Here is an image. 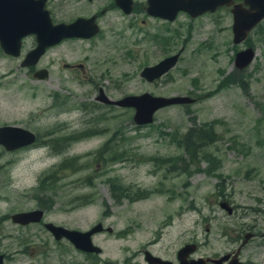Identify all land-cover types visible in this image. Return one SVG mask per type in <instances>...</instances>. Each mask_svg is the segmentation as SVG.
<instances>
[{
  "label": "rangeland",
  "instance_id": "1",
  "mask_svg": "<svg viewBox=\"0 0 264 264\" xmlns=\"http://www.w3.org/2000/svg\"><path fill=\"white\" fill-rule=\"evenodd\" d=\"M84 5L47 0L46 8L52 20L68 21ZM212 17L182 14L169 25L171 54L182 48L181 57L154 83L139 72L162 53L155 40H135L129 32L48 48L36 66L47 69L44 79L20 66L36 44L33 35L19 57L0 49V126L19 125L37 136L13 151L0 145V239L22 238L28 247L11 264H146L141 250L174 259L186 243L197 245L195 257L235 253L241 262L264 264V20L234 44L230 18ZM246 46L255 56L239 70L235 53ZM61 62L85 64L111 99L149 92L195 101L162 108L151 124L137 126L133 109L97 102L98 86L79 82L83 74ZM194 128L213 136L190 151L184 135ZM110 180L147 193L116 201ZM36 208L45 211L44 221L70 229L111 227L92 236L102 252L83 254L67 242L59 247L42 225L23 228L6 219ZM250 231L257 235L243 243Z\"/></svg>",
  "mask_w": 264,
  "mask_h": 264
},
{
  "label": "water",
  "instance_id": "2",
  "mask_svg": "<svg viewBox=\"0 0 264 264\" xmlns=\"http://www.w3.org/2000/svg\"><path fill=\"white\" fill-rule=\"evenodd\" d=\"M154 4V0H149ZM167 5L156 4L160 11L157 16L173 20L179 11H184L191 17H196L203 12L213 11L218 6L228 4L231 0H166ZM248 9L242 6H235L233 13L232 42L240 44L246 40L249 31L264 18V0H244ZM166 11V13H164ZM97 30L93 18H78L70 23L54 24L48 9L45 7V0H0V48L6 55L17 57L20 55L22 39L27 35H34L35 46L29 50L23 61L22 67L35 65L39 58L45 53L46 48L53 46L64 38L90 37ZM179 53L165 57L154 65L146 66L141 70L140 75L147 81L161 77L169 69L173 68L178 61ZM255 50L253 47H245L235 53L234 65L237 69L246 68L254 59ZM48 74L46 69L34 72L37 79H44ZM97 100L108 105L133 109V122L137 126L148 125L154 121L155 113L171 105L189 104L195 101L194 98L186 95L163 96L153 95L149 92L140 94H128L119 99H111L102 90ZM36 134L22 126L6 124L0 126V145L6 151L17 150L30 146L36 141ZM220 206L228 214L232 212L227 202H221ZM43 210L33 209L29 211L15 212L11 215L14 223L26 225L41 221ZM44 227L51 233L55 240L62 238L68 240L74 247L83 252L99 255L101 248L92 241V236L103 230L111 231V227L104 228L101 222L96 223L88 230L80 231L65 226L46 222ZM264 236V232H263ZM251 237V233L244 236L243 243ZM195 244H185L178 251L180 264H204L201 258H185L195 250ZM228 258V254L215 260L220 264ZM145 259L149 264H173L163 260L150 252L145 253ZM0 264L1 256H0ZM228 264H241L234 258Z\"/></svg>",
  "mask_w": 264,
  "mask_h": 264
},
{
  "label": "flooded vegetation",
  "instance_id": "3",
  "mask_svg": "<svg viewBox=\"0 0 264 264\" xmlns=\"http://www.w3.org/2000/svg\"><path fill=\"white\" fill-rule=\"evenodd\" d=\"M76 1L78 3H81V1H85L86 5L82 6L81 11L79 13H77L72 19H70L68 21L57 20L56 17L53 15V20H52L53 23L54 24L70 23V22H73L74 20H76L78 18H86V19L87 18H93V23L97 27L96 32L94 34H92L90 37L64 38L51 47H58V46L62 45L63 43L71 42V41H80V42H84V43L89 42V44L91 45V44H94V40H99V39L103 40V39H106L107 37H110L112 39L122 38L123 34L126 32H129V35H133V38L135 40H146L147 38H150V39L156 41L155 42L156 44H154V46L156 48H159L162 55L160 56L159 59L155 60L152 63H147L146 65H143L142 68L140 69L139 77L148 83H152V82L154 83V82L158 81L159 79L164 77L172 68L169 69L168 72L164 73L161 77L155 78L152 81H147L145 78H143L140 75L141 70L144 67L154 65L157 62H159L160 60L164 59L165 57L171 56V55L176 54V53H179L178 60L181 57L182 48H180L177 52L171 54V51H170L171 45H170V41H169V39L171 38V34H168V32L170 31L169 25L176 20L178 15L186 14L189 17H191V16L184 11H179L173 20L168 19V18H163L161 16H157L156 13L158 14V12H160V11L157 9L156 4L167 5L166 0H154L153 5L150 4L149 0H76ZM46 3H47V0H45V7H46ZM235 6H242L245 9L249 8L245 4L244 0H231L230 3L218 6L213 11L207 10V11L203 12L202 14H200L196 17H191V18L197 19V18H201L204 16H213L212 18L215 19V15H217L218 18H226L228 16L230 18L231 25H232L233 13L231 10ZM164 13H166V11ZM263 20H264V18L255 27H253L249 31L246 39L249 37V35L253 32V30H255V28ZM231 33H232V29H231ZM30 35H27L22 39V44L24 42V39ZM33 46L29 50H31L33 48ZM246 47H248V46H246ZM21 48H22V46H21ZM48 48H50V47H48ZM48 48H46V50ZM27 52H25V54L21 58L20 66H21V62L23 61ZM20 55H21V52H20ZM8 56H11V55H8ZM19 56H17V57H19ZM11 57H14V56H11ZM41 57L39 58L38 62L35 65L29 66V67H22V66L21 67L25 68L27 70L29 69L30 71H32L33 74H34V72H36L38 70L46 69V68H36V66L39 64ZM14 58H16V57H14ZM88 59H89V57L87 56V60ZM60 68H65L66 70H69L72 72L73 71H80L83 74V78L79 79L78 80L79 82L85 81L87 83H93L95 86H98L97 95L95 96V100L97 102H100L97 100V97L100 95V90H102L103 93L106 96H108L106 94L105 90L103 89V87H105V86H101L100 84L97 83V81L93 80L92 77H90L89 75H86L85 64H83V63L72 64V63H68V62H61ZM99 76L101 77L102 73H100ZM153 95H155V94H153ZM100 103L104 104L102 102H100ZM104 105H108V104H104ZM138 196H139L138 194L132 193V192L125 193L122 196V198H120V200H123V199H125V200H136L137 199L136 197H138ZM36 209H41V208H36ZM31 210H33V209H31ZM41 210H43V209H41ZM26 211H29V210H26ZM15 212H20V211H15ZM15 212L6 216V219L8 218V220H10L12 223H14L11 219V215L14 214ZM44 212L45 211L43 210V213ZM44 214H43V218L39 222L28 223L26 225H22V224H18V223H14V224L16 226L23 227V228H26V227L32 226V225H36V224L42 225L44 227V224L46 222H48V221H44ZM0 218H5V217H3L1 215ZM44 229L51 235V233L45 227H44ZM247 233L252 234L251 235L252 237L249 239H252L257 235L256 232H254V231H250ZM52 238H53V236H52ZM61 242L69 243L73 249L79 251L80 253L88 254V255L92 254V253H87V252H83L81 250L76 249L72 243H70L68 240H66L64 238H62L60 240H55L54 243L55 244L58 243L56 245L61 247V245H59V244H61ZM24 244L25 243H24V240L22 238H19V240L18 239L11 240L9 244H4V241L0 239L1 263L2 264H11L12 261L15 262L17 259L21 258L22 254L25 255L27 253L28 247H27V245H24ZM65 248H66V246L63 245L62 249H65ZM197 248L198 247L196 245L194 252L197 250ZM147 251L151 253V251H149L148 249L145 248V249L141 250V254H142L144 262L146 264H149V263H147V261L145 259V253ZM178 251L179 250H177V252L175 253L174 259H169L166 257H160L158 255H155V256H157L163 260H168V261L172 262L173 264H180V261L178 259ZM194 252L192 254L188 255L185 259L189 260L191 258H201L204 260V264H216L215 260H217L220 257L225 256L227 254H228V258L226 260H223L220 264H228L234 258L238 259V255L236 256L235 253H226L222 256H213V257H206L203 255H197L195 257L193 255ZM241 264H248V263H247V261H245V262L242 261Z\"/></svg>",
  "mask_w": 264,
  "mask_h": 264
},
{
  "label": "trees",
  "instance_id": "4",
  "mask_svg": "<svg viewBox=\"0 0 264 264\" xmlns=\"http://www.w3.org/2000/svg\"><path fill=\"white\" fill-rule=\"evenodd\" d=\"M144 126V125H142ZM210 128H212V125H210ZM201 128H194L191 129L194 130L195 132H188L184 135V142H185V148L187 150L193 151L190 146H195V144H197V142H201L200 144H206L209 143V141L212 139V133L208 132V131H200ZM89 133H85L83 136H88ZM80 136L79 138L83 137ZM108 142V141H107ZM107 147V145L104 147V149ZM188 152V151H187ZM189 153V152H188ZM193 154H195V152H192ZM190 155V153H189ZM177 158V157H175ZM175 158H173L172 160L175 161ZM181 159V157L179 158ZM166 161V159H164V162ZM167 164H169L168 170H174L176 167L174 166V163H172V161H170V159L167 160ZM186 170V168H185ZM44 180L40 181V184L43 182ZM39 184V185H40ZM109 185H110V191H111V195L112 197L115 198L116 201H120V198H122V196L125 193H130L131 191V187H126L124 185H122L120 182L118 183L115 180H110L109 181ZM134 193V192H133ZM147 192L146 191H139L136 192V194H138L139 196L143 197ZM103 264H108L107 261H104Z\"/></svg>",
  "mask_w": 264,
  "mask_h": 264
}]
</instances>
